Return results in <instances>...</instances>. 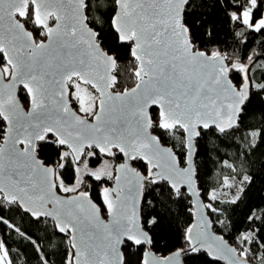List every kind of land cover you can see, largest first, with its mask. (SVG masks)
Listing matches in <instances>:
<instances>
[{
	"label": "snow or ice",
	"instance_id": "snow-or-ice-1",
	"mask_svg": "<svg viewBox=\"0 0 264 264\" xmlns=\"http://www.w3.org/2000/svg\"><path fill=\"white\" fill-rule=\"evenodd\" d=\"M228 2L236 9L232 20L264 32V17H253L258 0ZM110 5L108 0H0V120L6 122L0 130V208L15 206L37 221L51 218L54 228L68 238L64 264H131L121 246L153 243L140 223L138 204L146 187L164 182L176 197H195L197 219L184 231V248L162 259L146 251L141 264H181L183 256L201 252L211 258L209 264H249V249L243 245L256 243L264 249L257 237L264 228V214L248 217L260 220L261 228H250L237 238L239 251L209 230L204 209H218L204 205L197 189L199 138L207 135L205 130L224 134L239 128L241 113L251 103V88L264 91V84L251 82L253 68L264 65L253 55L241 62L237 51L195 47L185 20L190 0H110ZM105 16L113 39L127 47L132 65L134 86L122 92L111 90L117 83L112 73L118 58L103 47ZM230 72L240 74L239 86L229 78ZM18 85L29 95L28 111L16 100ZM70 92L78 111L69 102ZM153 105L159 109L155 119L148 111ZM154 129L176 144L163 146ZM247 137L254 147L264 138V129H253ZM49 143L63 146L52 162L41 158ZM92 149L125 158L116 166L115 188L103 189L110 223L100 218L87 192L57 194V189L77 193L81 181L66 186L59 170L80 173L79 165L88 170L87 157L96 155ZM133 161L144 162V174L131 167ZM88 174L96 180L113 179L104 169ZM249 179L243 176L241 182ZM224 183L232 186L227 179ZM209 196L217 200L216 191ZM0 223L15 227L2 216ZM15 231L36 248L38 264H50L31 237L18 227ZM9 257L10 249L0 238V264H13Z\"/></svg>",
	"mask_w": 264,
	"mask_h": 264
},
{
	"label": "trees",
	"instance_id": "trees-1",
	"mask_svg": "<svg viewBox=\"0 0 264 264\" xmlns=\"http://www.w3.org/2000/svg\"><path fill=\"white\" fill-rule=\"evenodd\" d=\"M108 3L110 8V0ZM109 8H105L103 11L107 12ZM235 10V6L228 0H190V5L185 6V20L191 29L195 47L205 51L216 49L229 53L237 51L241 62H247V55H253V59L258 61V64L264 65V32L256 33L247 29L239 21L232 20L231 13ZM263 14L264 0H258L257 8L253 9V17L258 19ZM108 19V16L104 17L103 47L118 58V65L115 69L117 83L113 90L121 91L132 87L135 79L131 76L132 65L129 63L127 47L116 43L113 39V34L108 28ZM28 27L31 29V25ZM0 62L3 63L2 57H0ZM230 77L237 86L240 85L239 73L230 72ZM251 77L253 85L264 84V67H254ZM19 96L27 107L29 98L24 89H19ZM262 97H264V91L252 87L250 90L251 103L241 113L239 128L229 130L224 134L205 130L207 135L199 138L201 148L198 157L197 182L204 200L209 199L210 191L216 186V173L219 171H228L250 178L245 181L235 203L231 202L233 199L217 198L215 201L212 200V204L218 211L213 213L208 209L215 231L235 246L238 251L241 249V244L237 238L250 228H261L260 220L249 221L248 217L253 213L256 216L264 214V138L258 139L253 147L249 143L250 137H247V133L253 129H264V101H262ZM71 101L76 107L72 98ZM157 113L158 109H151L153 119L156 118ZM4 127L5 122L0 120V130ZM152 131L160 137L162 143L170 146L176 144V141L167 133L162 134V130L154 129ZM61 150H63V146L49 143L41 153V158L46 162H52L57 159L58 152ZM92 150L96 152V155L88 157V161L93 165L99 164L103 157L111 159L114 165L123 159L118 152L114 157H109L100 155L95 149ZM133 163L145 173L143 161H133ZM228 165L232 167H228ZM59 172L65 183H70L75 179L76 173L71 169L59 170ZM114 175L115 170L113 178ZM112 182L113 179L102 177L101 180H96L95 177L86 174L81 189L103 206L102 190ZM183 191L185 190L182 189ZM0 216L6 219L9 225L15 226L9 227L0 223V238H3L5 246L10 249L9 258L13 260V264H38L39 259V253L33 244L15 231L17 227L26 237H31V240L35 241L39 246V251L49 257L50 264H64L65 254L68 251L66 245L68 238L54 228V222L51 219L41 217L37 221L36 218L15 206L0 208ZM152 219L155 220V223H145ZM141 220L142 225L153 238L150 248L157 254L166 256L177 249L184 248V231L193 223L191 197L188 193L182 197H176L164 182L146 187L141 202ZM257 237L261 243H264V228H261V231L257 233ZM243 247L249 249V261L253 264H264V249H261L256 243L244 244ZM122 249L127 261H130L131 264H141L146 246H122ZM252 258L255 260L254 262ZM183 259L185 264H209L211 260L204 252L190 253L188 256H183ZM212 264L224 263L215 261Z\"/></svg>",
	"mask_w": 264,
	"mask_h": 264
},
{
	"label": "rangeland",
	"instance_id": "rangeland-1",
	"mask_svg": "<svg viewBox=\"0 0 264 264\" xmlns=\"http://www.w3.org/2000/svg\"><path fill=\"white\" fill-rule=\"evenodd\" d=\"M261 17H264V14ZM261 17H259V18H261ZM257 63H258V61H257ZM82 87H86V86L82 84ZM87 87H88V91L91 92L93 95H98L95 92V90L92 89L90 86H87ZM69 88L71 89V91H74V88L72 87L71 84H69ZM70 95H71V92H70ZM71 98L75 101V103L77 105L76 106L77 109H79L78 101H76V99L73 95H71ZM82 114L90 117V115H87L85 113H82ZM105 162H107V164H105ZM87 164H88V170L97 171V170L104 169L105 171L110 172L113 175L115 165H114L113 161L111 159H109L108 157H103L101 162L99 164H96V165L90 164L88 161V157H87ZM79 166L81 167V172L76 173L75 179L70 183H65V185L66 186H74L76 183V180L79 179L81 181V184H80L78 191L79 190L83 191V189H81V185L83 184L84 176L86 174H88V170L83 169L82 165H79ZM216 176H217V184L210 192L216 191L217 198H220V199H236L237 196L239 195L244 183H245V181L241 182L243 176L238 175L236 173H231L228 171H225V172L219 171L216 173ZM103 177L108 178L107 176H103ZM225 179H227L229 184L232 185L231 187H228L227 185H225V183H224ZM205 204L206 205L212 204V200L210 199V196H209V199L205 200ZM252 261L254 262L255 260L253 259Z\"/></svg>",
	"mask_w": 264,
	"mask_h": 264
},
{
	"label": "water",
	"instance_id": "water-1",
	"mask_svg": "<svg viewBox=\"0 0 264 264\" xmlns=\"http://www.w3.org/2000/svg\"><path fill=\"white\" fill-rule=\"evenodd\" d=\"M51 23H53V22H51L50 21V24ZM31 30V29H30ZM195 46V45H194ZM201 50H203V49H201ZM1 63V62H0ZM113 75H115V76H117L116 74H115V70L113 71V73H112ZM229 78L231 79V77H230V73H229ZM8 80H9V77H5V83H7L8 82ZM232 80V79H231ZM233 82V81H232ZM234 83V82H233ZM235 84V83H234ZM134 86V85H133ZM132 86V87H133ZM20 88H22V89H24L23 88V86L22 85H18L17 86V88H16V90H15V96H16V100H17V102H18V104L25 110V111H28V110H30V104L28 103V106L26 107L24 104H23V102L21 101V99H20V96H19V89ZM131 88V87H130ZM25 90V89H24ZM113 92H122L123 90H121V91H117V90H113V88L111 89ZM26 91V90H25ZM27 93V92H26ZM98 94V93H97ZM27 96H28V98H29V95H28V93H27ZM30 99V98H29ZM68 99H69V102H70V104L72 105V107H73V109L74 110H77L76 109V107L72 104V101H71V99H70V95H69V97H68ZM151 109H158V107L156 106V105H153L151 108H149L148 109V111H149V113L151 114ZM78 111V110H77ZM158 111H159V109H158ZM78 114L79 115H81V116H86V115H84V114H82V113H79L78 112ZM87 118L89 119V121L90 122H94L93 121V118L90 116V117H88L87 116ZM5 124H6V122H5ZM153 134L154 135H157V134H155L154 132H153ZM158 136V135H157ZM159 137V136H158ZM161 143H162V141H161ZM162 145L163 146H167V147H172V146H170V145H166V144H164V143H162ZM88 149H86L85 151H87ZM96 151H98L99 152V150L98 149H95ZM115 149H113V151H114ZM100 155H102V156H107L106 154H102V153H100ZM122 155V154H121ZM122 161H120V162H118V163H116L115 164V175H118L119 173H117L116 172V166L117 165H119V164H121V163H123L124 162V157L122 156ZM131 167H133V168H135L137 171H139V172H141L142 174H144V172L141 170V169H139V168H137V166L136 165H134V163L133 162H131ZM115 175H114V177H115ZM115 186H116V181H115V179L113 178V182H112V184L111 185H109V186H107V187H105V188H115ZM197 189H198V191L200 192V189H199V186H198V182H197ZM57 194L58 195H60L61 197H70V196H75V195H77L78 194V192L77 193H70V194H65V193H62V192H60L58 189H57ZM102 194H103V190H102ZM190 195V194H189ZM90 196V195H89ZM190 197H191V201H192V207H193V223L192 224H194L195 222H196V219H197V216H196V207H195V203H194V201H195V197H192L191 195H190ZM90 199L92 200V202L94 203V204H96L97 205V207L100 209V218L105 222V223H110V221H111V216L107 213V217H105L104 215H103V212H102V209H101V205H99L91 196H90ZM142 199H143V197H142ZM142 199L140 200V202H139V204H138V214H139V218H140V223L142 224V220H141V202H142ZM200 200L202 201V203L204 204V205H206L205 204V200L203 199V197L201 196V193H200ZM102 204H103V206L105 207V209H106V205L104 204V202H103V199H102ZM107 211V210H106ZM204 214H205V216L211 221V227H210V231H212L214 234H216V235H218V236H222L220 233H218L217 231H215V229H214V227H213V222H212V219H211V217H210V215H209V213H208V209L207 208H205L204 209ZM49 219H51V218H49ZM52 220V219H51ZM53 221V220H52ZM54 222V221H53ZM65 235V234H64ZM150 235V234H149ZM224 238V237H223ZM224 240L230 245V246H232V247H235V246H233L230 242H228L225 238H224ZM236 248V247H235ZM237 249V248H236ZM121 250L123 251V249H122V246H121ZM150 252L151 254H152V256H154L156 259H162V258H164V257H168V256H171L174 252H172V253H169L168 255H166V256H161V255H159V254H157L156 252H154L151 248H150V245H148V246H146V249L144 250V252H143V258H144V256H145V252ZM142 258V259H143ZM152 257H149V259H151ZM221 262H223L224 264H226V262L225 261H221ZM248 262H249V264H253L251 261H249L248 260ZM181 264H185V262H184V259H183V257H182V259H181Z\"/></svg>",
	"mask_w": 264,
	"mask_h": 264
},
{
	"label": "flooded vegetation",
	"instance_id": "flooded-vegetation-1",
	"mask_svg": "<svg viewBox=\"0 0 264 264\" xmlns=\"http://www.w3.org/2000/svg\"><path fill=\"white\" fill-rule=\"evenodd\" d=\"M101 209H102L103 215L105 217H107V211H106L105 207L101 205Z\"/></svg>",
	"mask_w": 264,
	"mask_h": 264
}]
</instances>
